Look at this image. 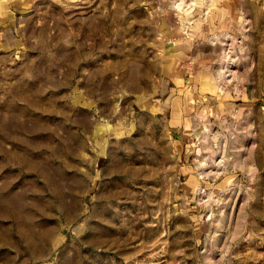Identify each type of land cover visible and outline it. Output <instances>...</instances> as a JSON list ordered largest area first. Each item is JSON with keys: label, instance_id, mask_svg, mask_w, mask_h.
<instances>
[{"label": "rangeland", "instance_id": "obj_1", "mask_svg": "<svg viewBox=\"0 0 264 264\" xmlns=\"http://www.w3.org/2000/svg\"><path fill=\"white\" fill-rule=\"evenodd\" d=\"M0 264H264V0H0Z\"/></svg>", "mask_w": 264, "mask_h": 264}, {"label": "crops", "instance_id": "obj_2", "mask_svg": "<svg viewBox=\"0 0 264 264\" xmlns=\"http://www.w3.org/2000/svg\"><path fill=\"white\" fill-rule=\"evenodd\" d=\"M134 106L135 109L138 110V112L136 114V117L133 119V125H129L130 129L127 132L129 136L123 138V143H121L122 141L119 140L118 146L117 142L113 139V141H111L113 145L109 147V149L111 150L108 156L111 161L110 164L108 163L106 173L109 175H118L117 173L125 175V177L123 178H117L116 176H112L110 178V181L118 184H120V182L134 183L141 180L148 184V156L153 157L154 152H157L159 149L163 150L164 148V150H167L166 146H160L158 138H153V131L148 129V117L150 118V116L148 115V101L135 103ZM160 110L163 109L160 108ZM159 115L161 117H157L156 115L154 116L161 120V111ZM152 117L153 116H151V118ZM108 133L109 135H112V137L115 136L117 134L115 126H113ZM118 148H120L121 150L127 149L129 155L134 156V161H136L134 163V167L131 166L127 170H125L124 166L121 167V164H114V161L116 160V158H118L116 153ZM100 156L101 157H99L98 159L104 158L103 155Z\"/></svg>", "mask_w": 264, "mask_h": 264}]
</instances>
